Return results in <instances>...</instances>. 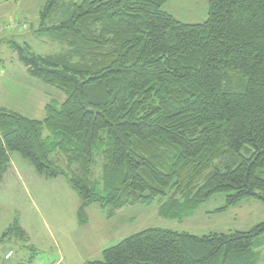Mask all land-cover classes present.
<instances>
[{
    "label": "trees",
    "instance_id": "trees-1",
    "mask_svg": "<svg viewBox=\"0 0 264 264\" xmlns=\"http://www.w3.org/2000/svg\"><path fill=\"white\" fill-rule=\"evenodd\" d=\"M167 1L81 0L51 25L64 2L46 1L36 32L63 50L11 47L66 99L47 103L42 120L0 105V183L19 154L76 191L80 225L93 204L111 216L158 199L162 217L183 219L218 193L227 206L264 202V0H209L196 24L163 10ZM261 236L264 222L202 236L149 228L85 264H258ZM13 239L29 243L18 216L0 244Z\"/></svg>",
    "mask_w": 264,
    "mask_h": 264
},
{
    "label": "rangeland",
    "instance_id": "rangeland-1",
    "mask_svg": "<svg viewBox=\"0 0 264 264\" xmlns=\"http://www.w3.org/2000/svg\"><path fill=\"white\" fill-rule=\"evenodd\" d=\"M46 1L0 0V70L3 72L0 105L38 120L45 117L47 103H62L66 95L31 77L11 46L14 43L27 45L32 52L41 55L63 50L49 35L36 32ZM80 1L63 0L64 6L48 21L49 25L64 20L68 6ZM163 10L181 22L202 23L209 16V0H168ZM13 159L14 167L0 184V235L18 216L29 243L15 239L1 243L0 264H85L102 260L104 250L149 228L202 236L249 231L264 222V202L249 197L237 205L227 206L226 193H218L183 219L162 217L158 199L128 205L111 216L107 209L93 204L87 209V223L80 225L77 217L80 198L65 179L47 180L19 154L14 153ZM16 165L20 174L14 172ZM59 167L63 168L62 161ZM94 168L93 178L98 179L102 175L101 159H97ZM29 245L35 250L31 251ZM9 249L11 258L5 260ZM253 250L258 264H264V236L255 241Z\"/></svg>",
    "mask_w": 264,
    "mask_h": 264
},
{
    "label": "crops",
    "instance_id": "crops-1",
    "mask_svg": "<svg viewBox=\"0 0 264 264\" xmlns=\"http://www.w3.org/2000/svg\"><path fill=\"white\" fill-rule=\"evenodd\" d=\"M16 160H19V159H16ZM17 162H18L19 164H21V162H19V161H17ZM17 162H16V163H17ZM18 163H17V164H18ZM12 166L14 167L13 154L11 155V163H10V166H9V168H8L7 173L4 175L2 182L5 180V177L9 174L10 169H11ZM15 168H16V169H14V172L17 173V174H20V168H19L17 165L15 166ZM2 182H1V183H2ZM1 183H0V184H1ZM11 252H12V251H11L10 249L6 252V254H5V256H4V257H5V260H8V259L11 258V257H10V258L7 259V255H8L9 253H11Z\"/></svg>",
    "mask_w": 264,
    "mask_h": 264
},
{
    "label": "built area",
    "instance_id": "built-area-1",
    "mask_svg": "<svg viewBox=\"0 0 264 264\" xmlns=\"http://www.w3.org/2000/svg\"><path fill=\"white\" fill-rule=\"evenodd\" d=\"M2 75L1 71H0V76ZM11 256V253L8 254L7 257H10ZM38 264H43V263H38Z\"/></svg>",
    "mask_w": 264,
    "mask_h": 264
}]
</instances>
